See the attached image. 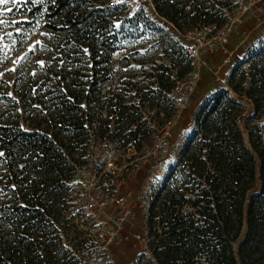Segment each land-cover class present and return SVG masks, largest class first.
Masks as SVG:
<instances>
[{"label": "trees", "instance_id": "trees-1", "mask_svg": "<svg viewBox=\"0 0 264 264\" xmlns=\"http://www.w3.org/2000/svg\"><path fill=\"white\" fill-rule=\"evenodd\" d=\"M153 3L154 13L174 26L187 50L186 33L206 27L218 33L236 6L231 0ZM19 5L15 17L31 19L19 24L43 17L45 28L58 37L52 46L65 60L41 82H14L16 91L0 79V101L7 90L17 96L6 95L10 105L0 104V264H81L93 249L79 222L84 218L80 185L93 143L123 140L126 155L131 147L140 151L150 133L135 105L123 97L114 103L110 97L107 104L100 99V83L112 76L117 27L130 6L123 0ZM250 48L248 67L239 68L229 83L254 107V121L246 124L249 144L238 124L245 107L213 91L194 116L198 140L183 157L182 176L168 178L162 190L152 189L146 226L153 260L143 264H264V47ZM191 62H182L175 73L162 66L151 74L158 84L152 93L169 100L178 81L193 78L197 69ZM212 81L218 82L214 76ZM144 94L142 100L149 93ZM161 112L164 123L172 121L173 111Z\"/></svg>", "mask_w": 264, "mask_h": 264}, {"label": "rangeland", "instance_id": "rangeland-1", "mask_svg": "<svg viewBox=\"0 0 264 264\" xmlns=\"http://www.w3.org/2000/svg\"><path fill=\"white\" fill-rule=\"evenodd\" d=\"M23 1L27 0H9L7 4H0V79L11 83L15 91L16 83L28 80L41 82L49 69L57 71L56 68L65 60L64 55L61 56L60 51L52 46V41L58 37L52 29L45 28L46 20L43 17L29 25L19 24L20 20H31L15 17L16 14L19 15V4ZM124 2L130 7L126 8L123 23H119L117 27L118 49L112 55V76L107 82L100 83V99L101 103L107 104L110 97L114 99L113 103L117 101V97H123L124 103L135 105L147 120L146 127L150 133L142 140L140 151L131 147L127 149L126 155L123 151L126 145L120 139L99 140L92 145L91 158L80 185L79 196L84 203L81 210L84 218L81 216L79 222L80 228L87 233L85 235L89 238V245L93 246V250L100 249L102 264H143L153 260L148 249L146 226L148 207L152 199L150 194L153 188L162 190L168 178L182 176L183 157L198 140L194 116L213 91L220 90L245 107L238 124L246 144H249L246 124L254 121V107L247 97L233 92L229 83L239 68L248 67L251 57L247 48L264 47V12L260 13L264 9V0H231L236 6L229 14L228 26L218 33H212L211 30L198 32L209 43L214 36L217 37L213 38L217 52L215 57L210 56L212 45L207 46L206 42L201 46L198 55L192 54L187 48L181 49L182 40L175 36L174 26L154 13L151 2L123 0ZM224 9L228 10L227 7ZM252 11H259L261 14H258V18L263 29L256 33L257 29L254 30V25L249 21ZM248 35V42H242L238 47L233 46L237 40L242 41ZM219 36L228 40L221 41ZM190 42L185 44L189 46ZM223 44L234 48L229 56L225 53ZM30 48L34 50L29 51ZM262 52L264 53V49ZM25 53L27 57L20 60ZM17 60L20 62L14 63ZM84 60L86 59H82ZM186 60L196 63L202 78L199 85L192 90V105L182 111L187 100L186 94L172 92L169 94L170 99L164 100L157 92L152 93L158 90L153 75L162 66L170 67L175 73ZM11 69L15 71H10ZM215 71L221 77L218 82H212ZM189 83L188 80V85ZM144 93H149L146 100H142ZM6 95L12 97L11 99L17 97L11 90H7ZM6 95H3L4 101H0V104L10 105L12 100H7ZM166 109L173 111L174 116L169 127L170 134L161 142L156 136L163 134L166 123L163 112L159 115L158 112ZM112 153L114 154L111 155ZM107 179L111 182L106 183ZM95 185L102 189L95 191ZM258 190L259 183L250 195ZM127 207L132 209V214L123 217ZM246 229L245 227L242 239ZM116 230H119V240L111 239V233ZM67 241L69 240L66 239V244ZM87 255L85 253L84 258Z\"/></svg>", "mask_w": 264, "mask_h": 264}, {"label": "built area", "instance_id": "built-area-1", "mask_svg": "<svg viewBox=\"0 0 264 264\" xmlns=\"http://www.w3.org/2000/svg\"><path fill=\"white\" fill-rule=\"evenodd\" d=\"M147 1L151 2L153 8L155 9L153 0H145V2H147ZM246 10H248V9L246 8ZM258 21H259V19H257V23H258ZM226 26H228V25H226ZM204 30H211L212 31V28L206 27L205 29L193 30V31H189L188 33L185 34V37L189 41H191L189 46H188V51L191 52L194 55H198V51L200 50L201 46H203L205 44V42H206L207 46L212 45L211 48L209 47L210 48V55L212 57H214L213 53L215 51V47H214L213 40L215 38H217V37L214 36L213 37L214 39L212 38L210 43L207 40L204 41L205 38L203 37L202 33H198L199 31H204ZM220 31H222V30H220ZM220 38H221V41L224 40L226 42L228 40L226 37H222L221 36ZM242 42L246 43L248 41L246 39H244V40L241 41V43ZM241 43H234L233 46L234 47H238ZM223 47H224L225 53H227V55L230 54L229 53L230 52L229 51V49H230L229 46L226 47V44H223ZM191 61H192L191 64L195 66V69H197V66L195 65L196 63L193 60H191ZM192 75H193V78L189 80V82H190L189 85H188V82L178 81L176 86H175V88H174V90H173V92H175L177 94H186V99L187 100H186L185 104L183 105L182 109L189 108V104H188V97L189 96H188V94L190 95L192 90H194L196 85H197V81L200 78L199 70L197 69L196 71H194ZM214 77H215V79L217 81H219L220 78H221L217 71L214 72ZM171 123H172V121H168L166 123V127L164 128L163 134L156 136V138L158 140H160L161 142L164 141L165 138H167V136L170 134V132H169L170 128L169 127H170ZM131 214H132V209L130 207H127L126 210L124 211L123 217H128ZM121 220H123V218ZM111 235H112L111 239L118 238V240H119V230L113 231L111 233ZM100 263L101 264L103 263V260L101 258V254H100V249H94V250L91 249L88 252V255L81 261V264H100Z\"/></svg>", "mask_w": 264, "mask_h": 264}, {"label": "crops", "instance_id": "crops-1", "mask_svg": "<svg viewBox=\"0 0 264 264\" xmlns=\"http://www.w3.org/2000/svg\"><path fill=\"white\" fill-rule=\"evenodd\" d=\"M261 10H262V11H260V13H261V12H264V9H263V8H262ZM256 13H257V14H256ZM260 13H259V11H252V16L249 18V21L251 22V24L254 25V26H253V29H254V30L257 29V30L255 31V33H256L257 31L263 29V28H262V22H261L260 18H258V17L261 16ZM258 14H259L260 16H259ZM257 19H259L258 23H257ZM251 33H252V31L249 32V34H251ZM245 39H247V41H248V39H249V35L246 36ZM212 82H213V81H212ZM210 87H211V86H210Z\"/></svg>", "mask_w": 264, "mask_h": 264}, {"label": "snow or ice", "instance_id": "snow-or-ice-1", "mask_svg": "<svg viewBox=\"0 0 264 264\" xmlns=\"http://www.w3.org/2000/svg\"><path fill=\"white\" fill-rule=\"evenodd\" d=\"M12 2H16V0H12ZM7 3H9V0H0V4H7ZM7 10L8 11H11V9H7ZM0 23H2V21H0ZM36 43H39V41H37ZM33 50H34V48H30L29 49V51H33ZM26 57H27V53H25V56L24 57H21L20 60L25 59ZM20 60H17L14 63H19ZM40 63H41V65L43 64V62H40ZM10 71H15V69H11ZM0 75H2V74H0ZM9 95H11V94L9 93ZM0 155H3V154L0 153Z\"/></svg>", "mask_w": 264, "mask_h": 264}]
</instances>
